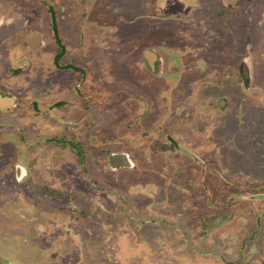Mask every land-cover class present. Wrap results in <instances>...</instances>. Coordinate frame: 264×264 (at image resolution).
Wrapping results in <instances>:
<instances>
[{
  "label": "rangeland",
  "instance_id": "374dc122",
  "mask_svg": "<svg viewBox=\"0 0 264 264\" xmlns=\"http://www.w3.org/2000/svg\"><path fill=\"white\" fill-rule=\"evenodd\" d=\"M48 1L0 0V264H264V0Z\"/></svg>",
  "mask_w": 264,
  "mask_h": 264
},
{
  "label": "trees",
  "instance_id": "16d2710c",
  "mask_svg": "<svg viewBox=\"0 0 264 264\" xmlns=\"http://www.w3.org/2000/svg\"><path fill=\"white\" fill-rule=\"evenodd\" d=\"M50 9H51V7H50ZM53 29H54L56 41L59 42V39L57 36V27H56L55 17H53ZM63 53H64V50H62V48H60L59 51L55 55V62L59 61V59L63 55ZM56 141L57 140H55L54 142H56ZM69 145L77 151L78 157H79L78 161L80 163L84 162V153L82 152V148H81L80 144L72 141V142H69Z\"/></svg>",
  "mask_w": 264,
  "mask_h": 264
},
{
  "label": "water",
  "instance_id": "95a60500",
  "mask_svg": "<svg viewBox=\"0 0 264 264\" xmlns=\"http://www.w3.org/2000/svg\"><path fill=\"white\" fill-rule=\"evenodd\" d=\"M45 2H47L48 4H51L48 0H45ZM13 102H14V98L5 97V96L1 95V93H0V108H2L4 106L7 107V106L11 105ZM180 149L183 150L184 152H186L189 155H193L192 153H190L188 151H185L182 148H180ZM262 197H264V195Z\"/></svg>",
  "mask_w": 264,
  "mask_h": 264
},
{
  "label": "crops",
  "instance_id": "0c3cea01",
  "mask_svg": "<svg viewBox=\"0 0 264 264\" xmlns=\"http://www.w3.org/2000/svg\"><path fill=\"white\" fill-rule=\"evenodd\" d=\"M58 51V50H57ZM56 55V54H55ZM55 59V58H54Z\"/></svg>",
  "mask_w": 264,
  "mask_h": 264
}]
</instances>
